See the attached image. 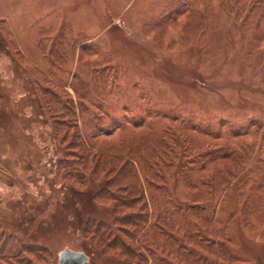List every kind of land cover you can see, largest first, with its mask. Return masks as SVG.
I'll use <instances>...</instances> for the list:
<instances>
[{"label": "rangeland", "instance_id": "rangeland-1", "mask_svg": "<svg viewBox=\"0 0 264 264\" xmlns=\"http://www.w3.org/2000/svg\"><path fill=\"white\" fill-rule=\"evenodd\" d=\"M262 171L264 0H0V264H117L83 223L145 214L264 264Z\"/></svg>", "mask_w": 264, "mask_h": 264}, {"label": "trees", "instance_id": "trees-1", "mask_svg": "<svg viewBox=\"0 0 264 264\" xmlns=\"http://www.w3.org/2000/svg\"><path fill=\"white\" fill-rule=\"evenodd\" d=\"M107 164L110 165V163ZM125 167L119 169L118 174H124L127 169ZM108 168L104 166V170H102L105 176L110 172ZM262 172L264 173V171ZM135 181L136 177L133 174L120 180V184L126 183L123 185L127 187L125 193L129 196L137 194L138 190L133 183ZM105 195L107 194L105 193ZM115 210L116 208H114ZM134 221L133 223L122 218L120 221L108 224L91 219L83 223L80 231L84 236H88L86 238L90 237L99 255L116 259L117 264H207L205 255L208 257V255L218 254V257L222 258L225 254L223 251L225 248L222 245L218 244V250L215 251L213 243L198 242L196 236L192 234V228H188L184 231L185 235L180 236V233L178 234L179 226L171 218L166 220L157 217V220L153 222L145 214V221L143 219ZM140 224L143 228L139 227ZM114 225L119 226L122 231L113 229ZM155 229L157 233L154 231ZM134 232L138 233L133 234ZM136 235H145V247L138 246L139 239L135 240ZM9 241V239H1L3 251L7 249L6 255L18 258L17 254L21 252L22 248L18 250L11 247ZM23 251L26 252L24 249Z\"/></svg>", "mask_w": 264, "mask_h": 264}, {"label": "water", "instance_id": "water-1", "mask_svg": "<svg viewBox=\"0 0 264 264\" xmlns=\"http://www.w3.org/2000/svg\"><path fill=\"white\" fill-rule=\"evenodd\" d=\"M59 264H87L88 257L83 253L63 251L58 256Z\"/></svg>", "mask_w": 264, "mask_h": 264}]
</instances>
